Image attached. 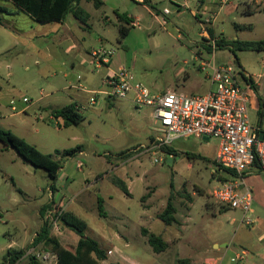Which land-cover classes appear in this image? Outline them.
Masks as SVG:
<instances>
[{
    "label": "rangeland",
    "instance_id": "374dc122",
    "mask_svg": "<svg viewBox=\"0 0 264 264\" xmlns=\"http://www.w3.org/2000/svg\"><path fill=\"white\" fill-rule=\"evenodd\" d=\"M199 1H196L198 5ZM205 1L201 9L192 7L197 16L189 9L178 11L170 0L159 2L156 7L161 10V21H158L140 2L121 0V13L143 17L125 38H121L116 24L113 1L104 9L85 2L83 7L91 14L90 26L68 15L66 22L72 39L62 46L60 35L55 33L59 23H37L17 11L11 2L0 1V128L12 131L43 153L62 161L55 204L87 222L85 234L109 252L108 261L101 264L114 261L132 264L128 257L138 264H178L181 258L200 257L206 249L210 250V257L217 258L218 264H264V222L255 223L253 229L243 222L241 210L222 211L223 206L212 195L218 184V177L212 175L213 164L201 160L190 162L186 154L203 153L201 148L191 150L177 141L173 143L174 162L169 163V155L163 150L154 153L141 147H150L153 137L160 134L150 108H136L131 99L107 100L104 95H98L97 103L89 105L91 94L71 88L81 75L82 83L89 89H107L104 83L107 72H117L122 66L136 81L156 93L184 82L189 89L196 88L201 81L209 88L205 77L209 70L202 71L199 61L193 58L194 55L212 58L205 49L208 42L201 36L204 30L212 28L206 19L219 12L214 23L216 38L223 35L228 39L261 40L264 38V0H233L222 9L224 4H217L220 0ZM203 3L201 0V6ZM165 7L170 13H164ZM105 13L112 18V24L104 25ZM101 43L114 53L109 67L97 72L88 53ZM215 55L220 62L242 68L246 80L249 76L258 80L264 103V52L238 51L242 67L234 62V55L228 49L217 50ZM239 79L245 86L244 78ZM65 86L68 88L64 89ZM72 94H78L80 103L87 106L82 110L83 120L78 125L59 126L62 121L52 117V107L67 105L70 97L76 98ZM24 97L29 101L24 102ZM12 99L16 100L17 111L10 108ZM43 104L52 107L40 110ZM196 141L190 137L187 144L193 145ZM217 141L201 140L202 144L209 145L208 155L214 153ZM78 146L82 154L62 155L64 150ZM123 151L127 153L125 156L121 155ZM156 158L163 160L155 162ZM78 162L84 164L81 170ZM113 176L125 178L131 196L113 184ZM171 181L177 222L167 225L157 216L171 194ZM50 184L45 170L36 169L0 142V264H6L5 256L11 247L27 250L16 264H29L31 255H42L49 250L43 245L33 248L31 245L46 216L52 212L49 210H53V203H47ZM145 194L149 197L142 202ZM98 197L104 199L102 211ZM207 204L211 207L207 208ZM188 206L191 208L189 219L186 218ZM43 207L47 209L44 216ZM252 208L250 213L254 210L264 220V212H257L255 204ZM143 227L168 241L169 247L160 253L153 251L142 233ZM119 234L124 238L118 237ZM58 237L69 249L76 243L73 232L63 226ZM212 243L221 245L220 251L213 250ZM242 251L246 255L237 261V254ZM43 264H55V260L49 258Z\"/></svg>",
    "mask_w": 264,
    "mask_h": 264
},
{
    "label": "built area",
    "instance_id": "2783aa9c",
    "mask_svg": "<svg viewBox=\"0 0 264 264\" xmlns=\"http://www.w3.org/2000/svg\"><path fill=\"white\" fill-rule=\"evenodd\" d=\"M233 0H223L225 5ZM165 14L170 13L168 9ZM216 17V16H215ZM219 38H210L208 45L213 47L211 59L195 56L199 61L202 71H207L211 82L210 90L205 94H184L168 90L165 92H153L143 83L136 81L134 75L124 66L119 71L106 76L104 83L107 89L89 90L81 83L82 76H78L77 84L72 87L91 94L89 105L97 103V96L104 95L109 99H131L136 108H150L151 115L160 133L154 138L150 147L141 146L154 153H162L163 147L172 146L173 142L180 138L194 137L200 140L214 138L219 142L215 163L216 168L222 172L229 170L233 175L223 180L217 178L218 184L214 187L212 195L218 203L228 205L232 209H239L244 213L247 225L252 224L250 210L254 197L252 189L246 184L245 177L258 159L264 172V129L253 125L249 115V103L253 87L245 79L242 71L233 64L218 63L215 56V46ZM114 53L113 49L105 45L93 49L90 53L96 68L108 66ZM264 63V59H263ZM240 76L246 81L243 86ZM28 102L27 97L23 98ZM12 109L16 110L15 100L10 102ZM82 103H76L80 112L86 109ZM171 157V156H170ZM163 158H156L155 162ZM82 162H78L81 169ZM51 195H53L50 189ZM49 217V219H48ZM49 221L51 233L58 235L62 229L60 216L52 212L46 216ZM245 252L237 255V261L243 260ZM37 258L47 262L49 258L58 260L57 254L48 250L45 254H38ZM43 262V263H44Z\"/></svg>",
    "mask_w": 264,
    "mask_h": 264
},
{
    "label": "trees",
    "instance_id": "16d2710c",
    "mask_svg": "<svg viewBox=\"0 0 264 264\" xmlns=\"http://www.w3.org/2000/svg\"><path fill=\"white\" fill-rule=\"evenodd\" d=\"M5 2H11L17 9V11L25 13L33 21L40 24H51L60 23L66 19L68 15H72L82 24L87 25L90 19V14L82 6V2H92L96 8H100L103 5L102 0H0ZM144 3L149 4V0H144ZM119 20L122 24L119 25V33L121 38H125L130 31L134 28L131 24L132 18L128 17L126 13H117ZM236 28L241 29V26H236ZM207 32L211 38H216L214 30L208 28ZM208 54L213 53V47L211 45L205 46ZM220 49H228L234 55V62L241 67L240 60L237 56L238 51H259L264 52V38L261 40H241V39H227L225 37H220L216 43L215 51ZM244 75V74H243ZM245 76V75H244ZM247 82L250 83L253 89L256 87L253 84L252 78L247 77ZM52 115L55 119L61 120L58 123L59 126L69 127L72 125H78L83 120L82 112L77 110L76 103H70L61 108H56L52 110ZM0 142L6 147V149H14L24 161L33 165L36 169H43L46 171L48 178L50 179V189L54 193L57 190V181L60 176V171L63 168L62 161L55 159L52 154L43 153L36 145L30 143L27 139L14 134L10 130H5L0 128ZM81 147H75L73 149L64 150L62 155L64 157L74 156ZM163 151L168 155H175L176 151L171 146L163 147ZM60 154V151H56ZM126 152H121V155H126ZM190 162L196 161L199 155L186 153ZM170 158H167L169 160ZM213 164L212 175L220 179H229V175L234 173L225 170L222 172L219 168H216L215 161ZM257 168L261 169L259 160L257 159L254 163ZM229 174V175H228ZM113 184L119 187L127 196H131V192L128 188L127 183L118 176H113ZM174 190V183L171 181V194L167 199V204L164 210L158 213L157 218L162 220L167 225H172L177 222L176 213L177 207L174 204L172 191ZM149 197L145 194L141 197V201L144 202ZM188 199H192L188 196ZM53 203V214L55 216H60L61 226L67 228L75 235L76 243L72 249H69L62 245L59 240L58 235L51 233L49 222L44 221L42 227L38 232L32 242L31 248L43 245L45 248L49 249L51 252L57 254L58 260L56 264H100L102 261L106 260L108 255L107 251L101 248L98 241L87 236L85 231L88 228L87 222L80 218L79 216L68 212L63 206L56 205L55 201ZM103 198L98 197V207L102 211ZM221 204V203H219ZM223 207V212L229 211L228 205L221 204ZM210 208V205H206ZM47 211L46 207L42 208V215H45ZM100 211V212H101ZM142 233L148 238V242L152 247L153 251L160 253L165 251L169 247V242L165 241L161 236L150 232L146 228H142ZM78 237H77V236ZM27 253L25 249L16 250L15 248H9L5 256L6 264H16L20 259H22ZM29 264H43L38 260L36 255H31L29 257ZM119 264V263H111ZM178 264H195L189 258H181L178 260Z\"/></svg>",
    "mask_w": 264,
    "mask_h": 264
},
{
    "label": "crops",
    "instance_id": "0c3cea01",
    "mask_svg": "<svg viewBox=\"0 0 264 264\" xmlns=\"http://www.w3.org/2000/svg\"><path fill=\"white\" fill-rule=\"evenodd\" d=\"M103 1V5L100 7V8H97V9H104V8H107V3L109 2V1H113L116 5H115V8L116 9H114L113 10V12H114V15H115V18H116V24H117V26L119 27V25L120 24H122V22L119 20V18H118V15H117V13H121L120 11H119V3L121 2V0H102ZM135 1H138V2H140L142 5H144V7L148 10V12L150 13V15L152 16V18L154 19V20H158V21H161V17H160V14H161V10L160 9H158L156 6L158 5V3L159 2H162V1H164V0H149V2H150V5L149 4H146V3H144V0H135ZM170 1H172V2H174L173 4L178 8V11H180L181 12V10H184V9H189L190 10V12H191V14L192 15H194V16H197V12L195 11V10H193L192 9V7L194 8V6H197L199 9H201L205 4H206V1L205 0H203V5L201 6V0L199 1V5L197 4V2L196 1H198V0H181V2L180 1H173V0H170ZM222 1L223 0H220L219 1V3H217V4H219L220 5V3H222ZM85 3V1H83L82 2V6H83V4ZM225 5H223L222 7H220V9H222L223 7H224ZM96 8V7H95ZM85 9V8H84ZM165 9H168L169 11H170V9L169 8H167V7H165ZM164 9V10H165ZM86 10V9H85ZM87 11V10H86ZM88 12V11H87ZM218 12V11H217ZM89 13V12H88ZM214 13H216V12H214ZM211 14V16H209V18H207L206 19V21H207V23H208V25H211V27H212V29L214 30V33H215V36H216V34H218L217 32H216V30H215V21L217 20V18H218V13H216V14ZM90 14V13H89ZM121 14H123V13H121ZM126 14H127V12H126ZM128 15V17H131L132 18V22H131V24L134 26V28H135V26L138 24V22L140 21V20H142V16L141 15H138V16H136V15H129V14H127ZM202 15V14H201ZM216 16V17H215ZM68 17V16H67ZM67 17H66V19H67ZM75 18V17H74ZM66 19L65 20H63L62 22H60L58 25H60V27L57 29V31L55 32L56 33V35L58 36V35H60L59 36V45H63L65 42H69V41H71V39H72V32L70 31V29H69V25H68V22H66ZM76 19V18H75ZM90 19H91V14H90ZM90 19H89V21H88V24L87 25H85V26H90ZM102 20H103V23H104V25H109V24H112L113 23V20H112V18L111 17H109V15H107L106 13L105 14H103V16H102ZM79 21V20H78ZM51 24H53V23H51ZM206 24H204V26H205ZM133 28V29H134ZM220 35V34H219ZM201 36L203 37V39L204 40H206V42H208V39H207V37H210V35H209V33L206 31V30H204V32H202L201 33ZM221 37H225V36H223V35H220ZM211 38V37H210ZM226 38V37H225ZM228 39V38H227ZM236 39H239V38H236ZM231 40V39H230ZM62 43H61V42ZM201 40H199V41H197V42H200ZM196 42V43H197ZM101 45H105V44H103V43H101L100 44V46ZM208 45V44H207ZM106 46V45H105ZM196 46V45H195ZM196 48H198L197 46H196ZM94 49V48H93ZM92 49V50H93ZM91 50V51H92ZM91 51L88 53L89 55H90V53H91ZM216 54V53H215ZM216 56V55H215ZM91 57V56H90ZM193 58H194V60H196L195 59V55L193 56ZM216 61L218 62V63H225V62H220L219 61V59H217V56H216ZM94 64V63H93ZM225 64H227V63H225ZM229 64V63H228ZM94 66H95V64H94ZM103 67H107V66H102L101 68H96V66H95V68H96V71L98 72L99 70H101ZM108 67H109V65H108ZM241 67H242V64H241ZM109 70V69H108ZM241 70H242V68H241ZM112 72H114V71H108L107 72V75L106 76H108L109 74H111ZM245 73V72H244ZM67 75V74H66ZM245 75H246V73H245ZM79 76H81V75H79ZM206 77V79L209 81V83H210V87L208 88V86L206 87V85H205V82H203V81H201V82H198L195 86H196V88H194V89H189L188 87H187V84H186V82H184V83H178L177 84V86L175 87V88H171V87H168V88H166L165 90H163V91H161V92H165V91H168V90H172V91H177V92H180V93H184V94H189V95H191V94H205V93H207L209 90H210V88H211V82H210V80H209V77L206 75L205 76ZM249 77H251L252 78V81H253V84H254V86L256 87V90L255 89H252L251 90V93H252V95H251V100H250V103H249V115H250V119H251V122H252V124L253 125H257V126H259V127H261V128H263L264 129V103H263V101L261 100V96H260V88H261V86H260V84H259V82H258V80H256L255 78H253V76H249ZM259 77H261V76H259ZM258 77V78H259ZM83 78V77H82ZM187 78H189V76H187ZM83 80V79H82ZM105 80V79H104ZM81 83H82V81H81ZM83 84V83H82ZM74 85H76V84H74ZM73 86V85H72ZM83 86H85L84 84H83ZM252 86V85H251ZM68 88V86H65L64 87V89H67ZM71 88H73V87H71ZM85 88H87V89H89L87 86H85ZM75 89V88H74ZM78 90V89H77ZM89 90H96V89H89ZM78 91H81V90H78ZM98 91V90H97ZM199 91H201V93H199ZM82 93H83V91H81ZM85 93V92H84ZM71 96H74V97H76V98H73V97H70V101H69V103L68 104H70V103H80V101H79V95L78 94H72ZM107 100L109 99V98H106ZM12 100H14V99H12ZM11 100V101H12ZM10 101V102H11ZM67 104V105H68ZM45 106H47V107H52L51 105H46V104H43V105H41L40 106V110H42ZM15 107H16V100H15ZM10 108L12 109V106H11V104H10ZM53 109H56V108H54V107H52ZM61 108V107H60ZM13 110V109H12ZM13 111H17V108H16V110H13ZM41 112V111H40ZM13 115L14 114H16L15 112H13L12 113ZM0 116L2 117V113L0 112ZM53 117V116H52ZM156 137V136H155ZM155 137H153V138H155ZM189 139H190V137H188ZM181 139H186V138H180V139H177V140H175L173 143L175 144V142H179V144H181V145H184V146H189V148H191V150H194V149H196V150H199L198 148H201V150H202V152L203 153H199V152H196V151H192V152H187V153H191V154H195V155H199V156H201V157H199L197 160H201V161H205V162H208V163H212V162H214L215 161V158H216V155H217V152H218V150H219V142L217 141V142H215L214 143V153L212 154V155H208V154H210L209 153V145L207 146V145H205V144H202V142H201V140L200 139H197V138H194L195 140H197L196 141V144H193V145H189V144H187V142L189 141V139L188 140H181ZM181 140V141H180ZM197 143H200L201 144V146L200 147H198L197 146ZM174 144H172V148H174V150L176 151V148L174 147ZM5 147V146H4ZM5 149H6V147H5ZM77 153H79V154H82V148H81V150L80 151H78ZM76 153V154H77ZM61 154V153H60ZM75 154V155H76ZM74 155V156H75ZM171 156V157H170ZM174 156H176V153H175V155H169V158H172V159H169L168 160V162L169 163H173L174 162ZM209 156H211V157H209ZM83 164V163H82ZM84 165V164H83ZM77 167H78V164H77ZM115 168H118V166L116 165V166H114ZM82 168H83V166H82ZM81 168V169H82ZM63 169V168H62ZM62 169H61V171H60V173L62 172ZM80 169V170H81ZM135 174L134 175H138V173L137 172H134ZM119 177V176H118ZM126 177H129V178H132V176H126ZM121 178V177H120ZM121 179H123V178H121ZM125 179V178H124ZM123 179V180H124ZM125 181V180H124ZM245 181H246V184L252 189V192H253V197H254V202H253V205L255 204V206H256V208H257V212L259 211H262V212H264V172H263V170L262 169H260V168H257L256 166H254L253 168H252V170L249 172V174H247V176L245 177ZM126 182V181H125ZM127 183V182H126ZM128 185V184H127ZM128 188H129V186H128ZM129 190H130V188H129ZM48 191H49V194H50V198H49V201L47 202V203H51L54 199H56L55 198V192L53 193V195H51V193H50V188L48 189ZM103 201H104V199H103ZM46 204V203H45ZM45 204H43V205H45ZM166 204H167V202H166ZM43 205H41V206H43ZM103 205V204H102ZM192 206V205H191ZM166 207V206H165ZM187 211H188V213L186 214V218H188L189 219V217H190V211H191V208H190V206H188L187 207ZM252 209H254V208H252ZM256 210V209H255ZM163 211V210H162ZM256 214V211L254 212V210H253V213H249V215H250V219L252 220V224H251V226H252V228L254 229L255 228V223H257V222H264V220L263 219H261L260 218V216L259 215H255ZM183 224H185L186 222L185 221H183L182 222ZM184 227V226H183ZM144 228V227H143ZM88 229V228H87ZM86 232V231H85ZM118 237H120V238H124L121 234H119L118 235ZM262 237H264V235L262 236ZM168 242V241H167ZM99 243V242H98ZM100 244V243H99ZM101 246V245H100ZM212 249L213 250H216V251H220V248L222 247L221 245H219L218 243H212ZM224 246H226V245H224ZM218 247V248H217ZM13 248V247H12ZM102 248V247H101ZM104 249V248H103ZM111 250V249H110ZM107 251V255L109 256V252H108V250H106ZM242 252H245V251H242ZM210 250L209 249H206L205 251H203V253H202V255L200 256V257H194V258H192V259H194L196 262H199V263H203V264H218L217 262H216V260H217V258H213V257H210ZM237 255H240V254H237ZM245 255H246V252H245ZM245 257V256H244ZM129 261L128 262H130V263H132V264H138L137 263V261L135 260V259H130L129 257L127 258ZM189 259H191V257H189ZM191 259V260H192ZM235 259H237V256H236V258ZM244 259V258H243ZM106 261H108V257H107V259L106 260H104V261H102V262H106ZM101 262V263H102ZM215 262V263H214ZM219 262V261H218ZM100 263V264H101ZM111 263H119V264H121L120 262H116V261H114V262H110L109 264H111Z\"/></svg>",
    "mask_w": 264,
    "mask_h": 264
},
{
    "label": "water",
    "instance_id": "95a60500",
    "mask_svg": "<svg viewBox=\"0 0 264 264\" xmlns=\"http://www.w3.org/2000/svg\"><path fill=\"white\" fill-rule=\"evenodd\" d=\"M264 133L261 134V138H263ZM205 140H209L208 138H205Z\"/></svg>",
    "mask_w": 264,
    "mask_h": 264
}]
</instances>
